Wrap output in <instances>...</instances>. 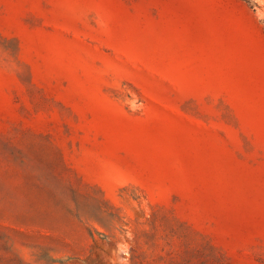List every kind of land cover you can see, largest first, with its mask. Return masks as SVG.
Segmentation results:
<instances>
[{"label":"rangeland","instance_id":"374dc122","mask_svg":"<svg viewBox=\"0 0 264 264\" xmlns=\"http://www.w3.org/2000/svg\"><path fill=\"white\" fill-rule=\"evenodd\" d=\"M0 264H264V0H0Z\"/></svg>","mask_w":264,"mask_h":264}]
</instances>
